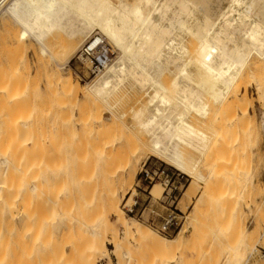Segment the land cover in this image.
I'll return each mask as SVG.
<instances>
[{"label": "rangeland", "instance_id": "rangeland-1", "mask_svg": "<svg viewBox=\"0 0 264 264\" xmlns=\"http://www.w3.org/2000/svg\"><path fill=\"white\" fill-rule=\"evenodd\" d=\"M109 1L110 4L112 3L111 5L117 7L123 2L128 9L130 7V11L142 6V0ZM153 2L158 5L164 1L153 0ZM74 10H69L72 12L65 14L68 15L67 18L65 15V17L62 16L61 27L47 37L48 54L42 52L41 46L34 39L24 37L22 27L12 18L6 15L0 17V93L2 92L0 94V128L4 127L0 129L2 136L0 139L8 133H11V136L5 135V140L12 136L15 137V135H23L22 131L27 129L28 134L27 131H24L27 139L23 137L25 142H21L22 137L18 138L17 136L22 149L19 148L20 153H17L21 155L19 157L17 154L16 158L19 157V162H25L24 166L30 164L31 167H34V163L31 164L32 161L40 159L43 162L40 166H44L43 168L47 172H43L44 169L41 171L39 163L36 161L37 170L43 172V175L38 177L40 181L35 179L39 176L37 173H41L39 171L37 173L35 171L37 176L30 177V180L23 181L27 178L22 177L24 176L23 172L20 173V175L23 174L22 176L13 177V181L11 179V184H16L13 188H18L17 181L20 187L16 190L13 189L12 195L11 192H8L11 196L6 197L9 199L15 194L16 197L11 198L15 203L10 204L11 199L8 201L6 199L1 200L3 203L0 201V205L4 204L0 206V210L2 209L0 211V264H83L82 240H80L82 235L77 229L78 227H75L77 225L72 224L73 216L76 214L77 217L80 214L78 207L81 198L95 197L97 193H99V197H102L104 190L106 191L111 184L118 186L120 184L118 183L119 176H122L123 171L126 172L129 160L139 152L138 160H134L133 169L130 171L131 176L129 173L127 175L130 180V177H134L133 184L126 192L120 190L119 198L122 209L123 198L128 199L131 195L133 197L138 195L143 204L141 213L144 215L142 218L139 216L138 219L132 216L129 218L123 212L120 216L115 214L110 216L108 225L111 231L106 242L110 252L108 256L98 258L97 264H146V261H148L147 264H264V86L260 85L261 81L260 83L257 81L262 73L264 74V71L261 70L264 60H260V57L255 53L251 55L244 73L233 88L235 91L231 90L228 99L224 102V107L222 106L218 111V105H215L209 95L204 96L206 98L204 102L209 101L205 103H209L210 114L212 113L211 119L209 118L210 115L207 118H202L197 114H190L192 116H189V121L194 127L201 129L206 134L208 133L209 137L211 136V141L203 153L184 144L179 146L186 163L190 165L199 163V166L196 165L197 163L195 165L197 168L199 167L198 170L200 171H196L204 176V181H194L190 176L182 174L168 165L163 159L153 156L150 149L143 146L145 143L151 144L154 134L152 130H147L141 124L153 116L150 108L152 109L153 106L159 104L150 106L148 97H151L154 92L150 82L140 86L138 83L126 81V84L121 85L123 87L118 89L115 97L113 96L109 102L101 101L97 104V106L100 104L99 109L94 106L96 104H93L91 97H84L82 94L72 96L59 85L56 79L58 68L56 66L64 64L67 59L70 62L67 60L62 65L63 67L58 68L62 75L71 76L73 81H76L75 83L81 85L91 83L90 80L94 78V76L88 78L87 83L82 82L75 75V71L84 72L88 77V63L79 60V48L73 54L71 53L73 49L67 52L72 41L69 36V32H71L70 20L75 22L73 27L81 24V18H77L79 15L77 16V11L75 10L74 13ZM147 13L148 8L146 7L145 15ZM66 21L68 23H65ZM66 25L68 26L66 27ZM177 30L176 33L174 32L176 36L172 34L169 38H183L186 58L194 57L200 46L199 40L197 41L196 37L191 34ZM93 34L101 33L96 31L91 35ZM73 40L79 42L76 38ZM108 42L110 41L108 40ZM110 44L115 49L114 55L117 57L119 55L118 49L111 42ZM227 45L228 57L233 63L235 59V53H233L234 40L228 41ZM71 47L73 46L71 45ZM67 62H69L68 65H66ZM161 70L156 73L160 77H156V74L153 77L158 79V81L155 79L158 88L166 89V93L171 99V106L165 108L166 112L163 113V116L158 117L160 119L157 122L158 124L161 123L160 125L168 123V126H171L170 124L179 122L180 114L184 111L182 102L180 105L177 102L180 100L176 99L175 93H172L173 82L179 78L180 70L178 71L174 65L163 67ZM256 71L259 72L258 74L261 73L258 78V74L255 75ZM195 86L197 85L195 84ZM143 87L146 89L144 90ZM235 93L239 96L237 101L234 97L236 95L233 96ZM244 94L248 96L247 101L243 99ZM242 100L245 102L242 103ZM244 107L247 108L248 113L244 112ZM96 115L101 116L104 122L106 120L105 129H98V126L100 127L99 122L96 119L93 120L97 117ZM92 121L96 122L93 124ZM11 123H13L14 128ZM14 124L18 128L17 130H13L16 129ZM158 124L156 125V133L160 131ZM9 126L13 128V131H17V134L12 130H7L10 128ZM20 126L24 129H21ZM109 126L111 127L108 128ZM166 126L167 124L163 127L168 128ZM30 133L33 135V141L37 140V147L35 144L32 145L35 141L31 142L32 139L30 142L28 141L27 135ZM167 141L169 142V140ZM173 142L178 141L174 140ZM164 143L166 142L164 141ZM5 144L3 146L7 145V149L10 151L8 144ZM21 145L25 146L26 149H23ZM30 150L33 154L30 153ZM146 150L150 152H146ZM34 151L38 155L37 158ZM25 152L29 155L32 154L31 157H28ZM20 158L24 160L20 161ZM127 158H129L126 162L127 165H125L127 167L123 169V164ZM85 161L87 162L85 163ZM22 163L20 167L22 166V170H24L26 168ZM17 164L19 163L17 162ZM154 164L157 167L163 164L169 170L179 172L184 176V186L174 206H177L186 218H184L177 233H172L169 236L163 235L161 232L158 233L160 230V223L158 224V222H161L162 217L170 213V210L166 209L163 203L157 201V198L161 201L166 200L164 199L165 195L163 196L164 186L160 184V181L154 182L161 185L163 192L158 197L154 195V198L151 199L149 193L143 191V183H139L141 179L139 172L144 165L145 168H148ZM3 166L2 169H6V165ZM69 170L72 171L69 172ZM44 173L47 174V177L44 176ZM31 175L25 174L28 177ZM43 177L45 178L43 179ZM27 180L30 182L27 183ZM33 180L37 183H34ZM126 180L128 181L127 178ZM32 181L33 184H36L35 187L38 185V188L36 187L38 194L35 193L39 195L40 192L39 196L33 195L35 193L32 194L29 190L34 186ZM111 181L115 182L111 183ZM24 185L30 187L25 189ZM84 187L86 191L83 189ZM21 188L24 192L27 189L29 191L24 194V197L26 195L25 198L21 194H16L20 192ZM207 189L210 193L208 201L212 200V202L208 204L206 203L208 201L205 202L203 214H195V207ZM156 191L159 192V188H156ZM17 196L19 197L17 198ZM76 205L78 206L76 207ZM165 205L168 206V203ZM70 214L72 220L67 219L70 218ZM152 219H156V227L150 225ZM69 222H71L70 226ZM133 223H137L166 240L175 239L182 230V240L177 248L171 250L172 252L166 255L163 253L164 256L163 254L160 256V253L159 256L157 254L152 255L150 252L152 256L149 253L148 260L138 256L136 259L137 257L134 256L136 258L130 257L132 260L130 261V258L126 257L124 253L119 252L121 254H118L117 252L115 254L113 251L115 250L114 240L119 238L124 243L125 225H132ZM157 259L162 261L159 262ZM143 260L146 261L143 262Z\"/></svg>", "mask_w": 264, "mask_h": 264}, {"label": "bare ground", "instance_id": "bare-ground-1", "mask_svg": "<svg viewBox=\"0 0 264 264\" xmlns=\"http://www.w3.org/2000/svg\"><path fill=\"white\" fill-rule=\"evenodd\" d=\"M108 1L109 0H12L8 2V0H0V17L6 15L12 18L18 25L22 27L24 37L34 39L41 46L42 52L44 54H48L49 48L46 44L47 37L53 31H56L58 28L61 27V23H62L61 17L66 16L67 18L68 15L65 14H67L68 12H72L75 9L78 13V14L76 13V15L77 16L79 15V17L77 18H81L80 19L81 24L79 23L80 25H78L77 27H73L74 26L73 24H75V22L70 20L71 32H69V30L68 32L70 33L69 36L72 41L70 43V47L67 48V52L68 50L73 49L72 52L70 51L73 54L78 48L80 52L81 48L89 40L97 39V41L99 40L105 41V43L112 48V51L115 54L116 52L113 46L110 44L111 42L114 45V47L118 49L119 58L118 56L117 57L114 56L111 62L106 64L104 69L101 70V72L98 75L94 76L93 78L96 79L97 77L101 76L99 77V79L95 81H93L92 79L90 80L92 81L91 83L85 82L87 84L84 85L75 83L76 81L74 82L71 76L65 77L60 73L59 67H63L62 65H64L67 60L69 61V59H67L65 60L64 64L62 65L58 64V66H56V68L57 67L59 68V69L57 68L56 70V79L59 85L63 88V90L68 91L72 96H78V94H82L84 97H91L93 104H96L94 106H96L99 109L100 104L98 106L97 104L101 101L109 102V100L112 99L115 93L118 92V89L120 90L121 87H123L121 85L122 84L124 85L126 81H130L131 83H138L140 84V86L145 85L147 82L148 83L150 82L151 85L150 84L149 85L154 90V92L151 94L152 96L148 97L150 99V106L155 105L156 103L159 104L157 106H153L154 108L152 109L150 108L153 116L149 119L145 118L146 120H144L143 123L141 124V126L147 128V130H152L154 134V137L150 144L151 146L148 143H145V145L143 146H146L147 149H150L153 156H155L156 158L163 159L168 165L174 167L182 174L190 176L191 178L194 179V181L195 180L196 181L201 180V182L204 181V176L201 175L200 172L197 173L196 171L199 168V167L197 168V166H199V163L196 162L197 163L196 164L194 162L197 166L195 164L190 165L186 163L184 157L182 156V152L179 149V146L180 144H184L189 147H192L193 149L199 151L200 153H203L207 149L208 144L211 141V136L209 137L208 133L206 134L201 129L199 128L196 129L194 127V125L189 121L190 114L194 113L202 118H207L210 115L209 118L211 119L212 113L210 114V109L208 105L209 103L208 104L205 103L209 101L207 100L204 102V99H206L204 96L209 95V97L214 101L215 105L216 104L218 105L217 106L218 107L217 111H218L220 108H222V106L224 107V102L228 99L229 97L228 95L230 94L231 90H234L233 89L234 86L237 84L238 80L244 73V69L247 66L248 60L250 59L251 55L255 53L260 57V60L261 59L264 60V0H163L164 2L159 3L158 5H156V3L153 2V0H142V6L140 8L134 9L133 11H130L129 10L130 7L128 9L126 5L123 4V2H121L119 7H117L116 5L114 6L111 5L112 3L110 4V1L109 2ZM146 7L148 8V13L145 15ZM253 17L254 19H252ZM68 21H66L65 23H68ZM67 26L68 25H66V27ZM177 29L180 30V32L191 34L193 35V37L194 36L196 37L197 41L199 40L200 46L194 57L186 58L185 56L186 50L183 44V38L175 37L176 36L175 33ZM96 31H99V33H101L104 36H102L101 34L91 35ZM172 34L175 35L174 36L175 39L169 38L171 37ZM74 37L78 39L79 42H74L76 41L73 40L75 39ZM108 40L110 42H108ZM231 40H234L233 53H235V59L233 63L229 60L228 52H227L228 51L227 44L228 41ZM71 45L73 47H71ZM69 62H67L66 65H68ZM86 62L90 67V63L87 60ZM169 65H174L178 69V71L180 70L179 78L177 79L175 77L176 81L174 80L175 82H173L174 89L171 87L172 84L170 85V87L173 89L172 93L173 94L175 93L176 99L180 100L177 102H179V104L180 102H182L184 107V111L180 114V118L178 119L179 122L176 124H173L171 122L173 124V125L170 124L171 126H168L169 125L168 123H164L163 125H160L161 123L158 124L157 122L158 119H160L158 117L163 116V113L166 112L165 108L167 106L168 107L171 106V99L167 95L165 88L157 87L158 85H156L155 79L157 81L158 79L157 78L154 79L153 77L155 76L154 74L159 73L158 71H162L161 69L163 67ZM234 65L235 67L233 68ZM254 70H258V69H254ZM254 70L252 71L254 72ZM261 70L264 71V63L262 65ZM255 73L254 74L257 75L259 72L256 71ZM260 74H258L257 78L260 76ZM157 76L159 75L156 74V77ZM258 79L257 81H259V83L261 81L260 85L264 86L263 73L262 76H260V79L259 80ZM195 84L197 86H195ZM145 89L146 88H144V90ZM234 95H236V93L233 94V96ZM144 96L146 95L144 94ZM234 97L237 101L239 96L236 95ZM243 99L247 101L248 96L244 94ZM244 100H242V103ZM246 107H244L245 108L244 112L247 110ZM215 114H216V110H215ZM244 114L246 115V113ZM99 115H96L97 117L93 118V120L96 119V121H98L100 125V127L98 126V129L103 130L107 126L106 120L104 122V119L102 120V117ZM140 115L142 116V114ZM175 118L177 119V117ZM94 122L92 121L93 124ZM11 124L13 127V123ZM157 124L159 125L158 126V130H160L159 133L155 132L157 128L156 127ZM166 124L168 128L163 127ZM110 127L111 126H109L108 128ZM1 128L3 129L4 127ZM13 128L10 127L7 130H12ZM22 128L23 127H21V129ZM17 129L18 128L13 130H17ZM19 131L22 130L19 129ZM24 131L26 132L27 129H24ZM24 131H22L24 136L15 135V137L13 136L9 138L7 137L8 139L6 138L7 140H5L6 137L5 135L9 134V136H11L10 135L11 133H8V134H4V137L0 139L1 141L0 142V201L5 199L6 201H8L11 198L14 199L16 197V195L14 194L13 195L15 196L14 198L13 196L9 199L6 198L8 195H10L8 194V192H11L13 189L14 190L19 189L20 187V184L17 181V185H19L18 188L16 189L13 188V186L16 185V184L15 185L11 184V179L13 181V177L22 176L23 174L20 175V173L23 172L24 176L22 177H27L25 179L22 178L23 181L26 179L30 180V177L37 176L34 173L35 171L37 173L39 169L41 171L42 169H44L43 168L44 166H40L41 164H43V162H41L40 159H39L40 161L38 160L39 162L36 160L37 163H39L38 165L40 166L38 170H37L38 165L37 164L35 165L36 161L31 162V164L34 163L33 164L34 167H31L30 164H27L28 166L26 165L24 166L25 162L24 163L19 162V157L21 155L18 154L20 153L19 148L20 150L22 148L18 143L19 141L18 138L22 137L21 142L24 141L23 137L26 136ZM13 132L17 134L16 133L17 131H13ZM30 135L31 133L27 135L29 142L33 137V135L31 136ZM149 136L150 138L152 137L151 133L149 134ZM1 137L2 136L0 135V138ZM167 140H169V142ZM174 140H177L178 142L175 143L173 142ZM34 141L32 139L31 142ZM36 141L35 143L33 144L31 143V144L36 145ZM164 141L166 143H164ZM5 143L8 144V146L10 147V151L7 149V145ZM4 144L6 145L5 147L3 146ZM22 147L23 149L25 148V146ZM35 147H37V145ZM147 151L148 150H146V152ZM25 153L28 154L27 152ZM30 153L33 154L31 150ZM139 153L133 155V158H131L130 160L129 158L126 159L125 164H123L124 166L123 169L127 166L128 167L126 168L127 169L126 172H124L123 169L121 170V172L123 171V173H121L122 174L121 177L119 176L120 174L118 175L120 178V180L117 178L118 183H120L118 184V186L114 184L112 185L111 183H114L115 181L114 182L111 181L110 183L111 186L109 185L110 187L106 191L104 190V194L103 195L101 194L102 197H99L98 195L99 193H97L99 198L97 197V195L95 197H82L78 207L80 208L79 209L80 214L79 215L77 214L78 216L76 217L75 216L76 214L74 215V213H72L74 215L73 216L74 220L72 224L77 225L74 226L76 228L78 227L77 229L82 235L80 240H82L81 256L83 259V264H97L98 258L102 256H108L110 250L108 249L106 242L111 231L108 225L109 218L113 214L120 216L122 212L126 215L124 210H122L123 208L121 209L120 207L121 202L119 198V191L123 190V192H126L132 186L134 177H130L131 178L130 180L129 176L127 175H129L130 171L133 169L134 166L133 163L135 162L134 160L138 158ZM17 154L19 156L18 158H16ZM30 155L28 154V157H31ZM35 156L36 158L38 157L37 154ZM23 160L22 158H20V161ZM127 160H129V162ZM17 162L19 164H17ZM86 162L87 161H85V163ZM126 162H128V165ZM21 163L26 169L22 170L23 167L22 166L20 167ZM3 165H6V169H2L4 167ZM64 169H68V168H64ZM134 169L136 170L135 167ZM70 171L72 170H69V172ZM43 172L47 173L45 169ZM43 172L37 173L39 174V176L35 177V179L39 180L38 177L40 178L41 174L43 175ZM136 172L134 173L136 174ZM45 173L44 176L47 175ZM25 174L26 175L32 174V175L28 177L25 176ZM44 178L45 177H43V179ZM126 178L128 179L129 183H127L128 181L126 180ZM33 181L34 183H37V181L35 180ZM26 182L28 183L30 181L27 180ZM26 185H24L25 189L27 187L28 188L30 187L29 186L30 184L28 186ZM33 185H34L33 187L29 188L32 194L33 192L37 193L38 191L37 190L38 185L36 186L37 188L35 187L36 184ZM160 186L161 185L159 184H154L153 188L151 189V194L153 196L155 195V197L156 196L158 197L159 195L162 194L163 191H162V187ZM156 188H159V192L156 191ZM21 189L20 192L16 194L18 195L21 194L24 197V194L27 193L26 191H28V189L25 190V192L23 189L22 190ZM83 189L85 190V187ZM208 189L207 191H204L202 197L200 198L198 204L196 205L194 211L195 214L201 215L202 211L204 212L203 210V208L205 209L204 204L206 201H208L210 196ZM89 190H91V188H89ZM210 192H212V190ZM12 193L13 192H11V195ZM36 193L33 195L35 196L40 195V192L39 195H36ZM28 194L27 197L29 196ZM18 197L19 196H17V198ZM123 199L126 200V198ZM11 201L10 204L15 203L14 200L12 202ZM53 202H57V201H53ZM209 202H212V200H209L206 203L208 204ZM7 203L9 204V202ZM77 206L78 205H76V207ZM76 207H74V209ZM70 209H69V213H70ZM79 210L77 209V211ZM66 215L68 217V214ZM67 219L72 220L71 214H70V218ZM69 223L70 226L71 222ZM181 231L179 232L178 236L175 239L166 240V239H161L157 234H155L152 231H148L144 229L142 226L138 225L137 223H133L132 225H125V231H124L125 242L122 243V241L119 238H116V240H114L115 250L113 251V253L115 252L116 254L118 252V254H121L119 252H122L126 257L136 258L138 256L141 259H145V258L147 259L150 252L152 253V255L157 254V256H159V253L160 256L163 253H165L166 255L172 252L171 250L179 246V243L182 240ZM138 257L136 259H138ZM131 258L130 261H132ZM159 258L163 259L162 257ZM158 259L157 261L159 262L162 261ZM144 261L146 260H143V262ZM146 262L148 263V261Z\"/></svg>", "mask_w": 264, "mask_h": 264}, {"label": "built area", "instance_id": "built-area-1", "mask_svg": "<svg viewBox=\"0 0 264 264\" xmlns=\"http://www.w3.org/2000/svg\"><path fill=\"white\" fill-rule=\"evenodd\" d=\"M114 52L112 51V48L108 46L105 41L97 39H91L89 40L80 50L79 52V60L86 62V60L90 63L89 67V76L86 77L84 72H78L75 71V75L79 77V79L82 82H87L88 78H91L93 76L98 75L101 70L104 69L105 65L110 63L111 60L114 58ZM146 166L142 168V170L139 172L140 180L139 183H143V191L149 193V196L151 199L154 198V196L151 194V189L153 188L154 182L160 181V184L164 186V199L162 200L158 199L157 201L164 204V207L168 210H170V213L167 214V216L162 217V221L158 222L160 223V230L159 233L169 236L172 233H177L180 226L183 224V220L185 217V214L178 210L179 208L175 205L177 202L178 196H180L182 192V188L184 186L183 180L184 176L179 172H174L172 170H169L165 166L160 165L159 167L154 164L151 167L145 168ZM168 203V206L165 204ZM142 202L140 201V198L138 195L136 196H130L128 199L123 200L122 208L126 215L129 217L132 216L133 218L138 219L143 217V213H141L142 210ZM153 213H155L153 211ZM156 219H152V223H150L151 226L156 227L155 221Z\"/></svg>", "mask_w": 264, "mask_h": 264}]
</instances>
